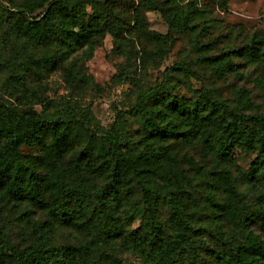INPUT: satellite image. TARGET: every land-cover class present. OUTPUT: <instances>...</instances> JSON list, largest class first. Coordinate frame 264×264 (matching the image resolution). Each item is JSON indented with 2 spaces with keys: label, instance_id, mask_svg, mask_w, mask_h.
<instances>
[{
  "label": "trees",
  "instance_id": "1",
  "mask_svg": "<svg viewBox=\"0 0 264 264\" xmlns=\"http://www.w3.org/2000/svg\"><path fill=\"white\" fill-rule=\"evenodd\" d=\"M166 4L164 1L153 9L165 17L169 29L193 28L194 6L188 5L191 10L187 12ZM133 6H127L123 12L116 11L112 0H23L21 4L11 2L8 7L0 5V26L7 14L6 19L20 39L49 49L39 60L29 54L28 61L16 63L9 71V80L22 85L26 73L34 72L37 66L51 67L83 48L86 57L91 58L107 34L115 40L124 37L129 27L126 15L135 10ZM132 22L138 23L136 19ZM137 28L159 46L167 42V35L150 33L138 25ZM259 50L264 56V40L253 37L241 49L224 53L220 65L232 66L233 56L258 63ZM76 63V59L70 61L65 70L68 82L78 79ZM237 102L236 108L229 109L205 93L201 103L190 107L161 84L142 91L135 107L126 113L142 116L148 137L162 145L157 148L145 145L136 153L126 150L128 138L119 118L109 131H93L89 127V109L66 105L61 111L53 108L48 115H40L0 104V198L28 201L46 210L62 225L89 234L98 235L95 224L101 220L99 238L107 243L123 235L116 223L115 208L125 207L124 215L130 221L139 216L137 207H130L133 187H137L143 208L140 225L126 234L130 248L151 264H177L184 243L190 236L198 235V231L185 218L183 190L171 146L165 142L200 140L217 161L228 164L233 162L235 151L256 152L261 161H254L246 174L241 172L245 179L254 180L258 166L264 163V116L242 117L238 109L251 103L243 94H239ZM75 147L81 154L72 155L68 163H63L67 152ZM22 148H37V153H23ZM95 173L105 177V184L97 190L93 185ZM210 179L223 198L220 204L210 199L211 207L239 228L243 236L241 244L231 250L223 264H263L264 244L241 221L244 199L225 166L213 169ZM156 201L169 207L172 238L155 217ZM259 218L264 230V212ZM32 233L33 240L23 248L5 245L0 239V264H103L102 255L94 256L82 246L53 245L43 237L45 230L41 226L32 227Z\"/></svg>",
  "mask_w": 264,
  "mask_h": 264
},
{
  "label": "rangeland",
  "instance_id": "2",
  "mask_svg": "<svg viewBox=\"0 0 264 264\" xmlns=\"http://www.w3.org/2000/svg\"><path fill=\"white\" fill-rule=\"evenodd\" d=\"M102 1V0H99ZM116 11L127 12L128 31L115 40L107 34L95 48L91 58L81 49L67 60L47 66H37L26 73L22 85L9 80V71L32 59L39 60L49 51L20 39L8 22L7 14L0 26V104L12 105L18 110L48 115L53 108L63 110L66 105L89 109V127L93 131H109L118 118L128 138V153H136L145 145L157 148L162 145L148 137L142 116L126 113L135 107L142 91L163 85L164 89L186 105L201 103L202 94H209L229 109L237 107L239 94L246 96L251 106H242L238 113L244 116H264V56L259 50L258 63L232 57V66H221L224 53L241 49L256 37L264 40V0H112ZM166 6L181 7L189 12L196 9L191 30L169 29L165 17L153 7L162 2ZM21 4L23 0H0V5ZM173 9V7H172ZM6 11V10H5ZM11 11V10H10ZM137 20L138 23L132 22ZM165 36L167 42L159 46L145 38L137 28ZM198 50H201L199 53ZM261 49V47H260ZM76 59L78 79L68 82L65 70ZM214 59V60H213ZM175 68V69H172ZM168 69V70H166ZM172 69V70H171ZM142 107V106H141ZM119 113H122L119 116ZM203 114H207L204 111ZM226 115V114H225ZM164 122L161 126H164ZM179 185L182 187L184 215L198 231L184 243L177 264H223L235 246L243 240L239 228L232 226L226 217L211 207L210 199L222 203L223 198L210 179L213 169L224 167L244 199L241 221L247 230L258 236L264 244V230L259 214L264 212V163L258 166L257 177L249 181L246 174L254 161H261L256 152L233 153L231 164L217 161L214 155L197 139L168 140ZM23 153H37V148H22ZM81 154L72 148L63 158ZM259 159V160H258ZM105 177L94 174L93 185L99 189ZM141 191L133 187L131 208L137 207L139 216L130 221L124 215L125 207L115 208L116 223L123 235L103 243L99 220L98 235L66 227L28 201L0 198V239L7 245L23 248L33 240L32 227L41 226L43 237L55 246L84 247L94 256H103V264H151L144 255L132 250L126 234L140 223ZM139 209V210H138ZM156 219L169 238L174 236L169 226V207L161 201L153 204ZM264 264V260H263Z\"/></svg>",
  "mask_w": 264,
  "mask_h": 264
}]
</instances>
